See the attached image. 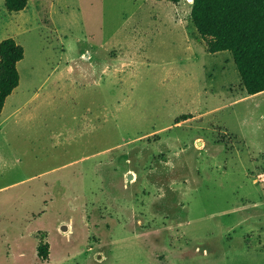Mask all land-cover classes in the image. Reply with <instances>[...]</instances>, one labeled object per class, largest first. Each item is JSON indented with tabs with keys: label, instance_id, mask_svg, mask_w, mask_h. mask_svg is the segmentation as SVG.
<instances>
[{
	"label": "rangeland",
	"instance_id": "374dc122",
	"mask_svg": "<svg viewBox=\"0 0 264 264\" xmlns=\"http://www.w3.org/2000/svg\"><path fill=\"white\" fill-rule=\"evenodd\" d=\"M191 11L0 0V42L25 49L0 114V264H264V93Z\"/></svg>",
	"mask_w": 264,
	"mask_h": 264
},
{
	"label": "trees",
	"instance_id": "16d2710c",
	"mask_svg": "<svg viewBox=\"0 0 264 264\" xmlns=\"http://www.w3.org/2000/svg\"><path fill=\"white\" fill-rule=\"evenodd\" d=\"M4 2L17 13L27 8L29 0ZM191 19L210 53L233 55L248 95L264 92V0H193ZM24 58L25 49L15 38L0 42V114L20 85L18 63ZM38 256L48 258V244L39 246Z\"/></svg>",
	"mask_w": 264,
	"mask_h": 264
},
{
	"label": "bare ground",
	"instance_id": "6f19581e",
	"mask_svg": "<svg viewBox=\"0 0 264 264\" xmlns=\"http://www.w3.org/2000/svg\"><path fill=\"white\" fill-rule=\"evenodd\" d=\"M187 3L192 4L193 0H185Z\"/></svg>",
	"mask_w": 264,
	"mask_h": 264
},
{
	"label": "crops",
	"instance_id": "0c3cea01",
	"mask_svg": "<svg viewBox=\"0 0 264 264\" xmlns=\"http://www.w3.org/2000/svg\"><path fill=\"white\" fill-rule=\"evenodd\" d=\"M193 3V2H192ZM192 5V4H191ZM262 93H264V92H262ZM259 94H261V93H259Z\"/></svg>",
	"mask_w": 264,
	"mask_h": 264
},
{
	"label": "water",
	"instance_id": "95a60500",
	"mask_svg": "<svg viewBox=\"0 0 264 264\" xmlns=\"http://www.w3.org/2000/svg\"><path fill=\"white\" fill-rule=\"evenodd\" d=\"M66 229V228H65Z\"/></svg>",
	"mask_w": 264,
	"mask_h": 264
}]
</instances>
